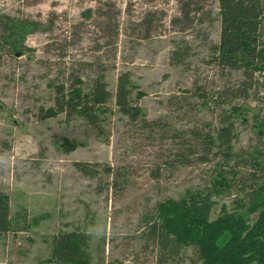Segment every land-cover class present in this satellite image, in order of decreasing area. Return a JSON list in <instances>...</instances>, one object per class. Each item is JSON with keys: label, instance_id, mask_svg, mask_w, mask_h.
Returning <instances> with one entry per match:
<instances>
[{"label": "rangeland", "instance_id": "1", "mask_svg": "<svg viewBox=\"0 0 264 264\" xmlns=\"http://www.w3.org/2000/svg\"><path fill=\"white\" fill-rule=\"evenodd\" d=\"M24 21L39 28L16 42L12 26ZM219 32L217 0H0V191L13 223L0 236V264H47L52 236L72 229L90 235V264H156L147 216L220 174L230 187L213 197L210 219L223 206L246 211L239 178L264 151V84L255 71L248 96L223 104L195 92L200 86L208 97L245 79L242 70L224 73L211 61ZM125 71L135 84L131 102L154 124L131 121L116 106ZM99 74L110 93L99 130L78 116L39 117L54 105L56 85L67 90L78 77L86 90ZM232 106L242 109L230 116L232 156L215 149L210 160L197 159L187 149L191 131L214 133ZM63 139L77 146L64 151ZM180 154L191 163L181 165ZM77 162L96 172L83 173ZM168 262L200 264L191 246Z\"/></svg>", "mask_w": 264, "mask_h": 264}, {"label": "trees", "instance_id": "2", "mask_svg": "<svg viewBox=\"0 0 264 264\" xmlns=\"http://www.w3.org/2000/svg\"><path fill=\"white\" fill-rule=\"evenodd\" d=\"M217 3L219 42L210 46V59L221 72L242 70L245 79L234 86L214 91L208 97L200 86H196L195 92L204 100L208 98L223 104L233 97L248 96L254 86L255 71L262 74L258 82L264 84V0H217ZM38 24L24 21L19 26H12L19 32L16 33V42L23 40L24 32L28 29H38ZM177 54L174 52V55ZM55 87L54 105L40 110L41 119L64 113L67 119L78 116L92 128H101L110 96L102 74L93 79L86 90L78 77L73 78L67 90L63 84ZM134 88L130 72L120 73L115 89V104L131 121L143 118L147 122L141 108L131 102ZM142 95L137 93L138 98ZM241 110V107L232 106L230 114L225 112L214 133L210 130H192L195 142L188 146V151L191 154L199 153L197 159L203 162L217 154L215 149L227 157L232 156V142L237 133L230 116L239 115ZM154 123L147 122L149 125ZM76 144L66 139L60 142L64 151L73 150ZM257 154L250 158L254 169L248 176L239 178L247 203L244 213L228 211L223 206L220 214L210 219L209 214L215 203L213 197L220 190L230 187L221 174L213 185L203 191H196L187 198L168 199L157 205L154 217L148 215L146 222L147 238L159 252L156 264H169L170 257L178 255L182 247L188 246L195 250L200 264H264V151H257ZM178 160L181 165L191 163L185 154H180ZM76 166L88 175L96 172V169H90L81 162H77ZM251 214L253 218L250 219ZM10 230H13V223L9 197L0 191V236ZM89 243L90 235L84 230L60 231L52 236L51 254L45 262L90 264Z\"/></svg>", "mask_w": 264, "mask_h": 264}]
</instances>
